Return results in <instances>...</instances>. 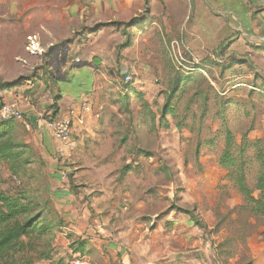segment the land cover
Here are the masks:
<instances>
[{
    "label": "rangeland",
    "instance_id": "rangeland-1",
    "mask_svg": "<svg viewBox=\"0 0 264 264\" xmlns=\"http://www.w3.org/2000/svg\"><path fill=\"white\" fill-rule=\"evenodd\" d=\"M174 1L178 0H140L137 5L136 15L149 14L155 22L141 27L133 46L121 57L135 90L127 97L129 101L125 106L124 97H121L116 139L106 138L94 146L100 150V155L112 149L113 160L105 169L89 168L90 189L98 195L104 183L112 182L116 191L123 190L126 183L134 198L144 197L149 212H168L172 206L193 212L203 224V228H199L213 249L216 264H264V217L249 212L243 198L225 179L227 171L217 164L224 141L219 100L229 105L224 112L225 122L236 142L245 132L249 140L264 139V90L260 86V78L264 79V49L256 47L264 45V39L260 41L261 36H253L251 32L245 34L238 22L228 18L231 10L246 28L239 0ZM8 6L9 3L0 0V82L23 78L16 88L24 93L29 92L30 86L38 90L45 85V80L49 81V66L54 67L60 60L72 56L70 44L63 42L74 39L77 33L90 27L83 21L70 38L51 40L50 34L37 26L44 22L41 17L26 26L25 15L18 19L9 14L2 19V9ZM18 6H26V3H18ZM97 23L100 22L93 25ZM50 28L61 35L60 27L51 25ZM232 59L247 63L233 64L228 70L220 71L221 65H227ZM178 62L204 72L185 70ZM177 74L192 76V81L186 83V92L173 100L178 115L169 114L166 117L168 127H161L157 114L165 97L163 90H168ZM197 88L208 97L203 118L199 98L192 103L188 101ZM183 112H186L185 119L178 128L176 121ZM13 121L12 136L17 142L26 144L30 163L17 176L11 175L7 166L0 163V189L9 193L20 191L28 197L33 205L32 215H40L49 227L47 236L37 240L38 250L52 251L54 248L57 250L55 258L62 257L71 264L72 254L54 245L58 239L62 241L59 227L64 225L56 210L54 190L66 181L56 183L52 166L42 161L38 137L29 135L33 130L31 124L27 129L20 121ZM197 144L198 155L195 154ZM140 151L151 152V160L136 156ZM246 153L251 157L252 150ZM75 154L71 152L70 156H65L63 161L71 164L58 170L66 175H80L82 165ZM89 166L94 167V164ZM123 166L134 169L120 181ZM257 170L256 163L250 161L247 175L250 186L254 184ZM93 257L86 255L85 264H94ZM34 264L48 262L38 260Z\"/></svg>",
    "mask_w": 264,
    "mask_h": 264
},
{
    "label": "crops",
    "instance_id": "crops-1",
    "mask_svg": "<svg viewBox=\"0 0 264 264\" xmlns=\"http://www.w3.org/2000/svg\"><path fill=\"white\" fill-rule=\"evenodd\" d=\"M39 1L2 0L9 3L8 8L2 9V19L9 14L16 15L18 19L25 15L26 26L41 17L44 22L37 26L44 28L51 40L61 41L70 38L83 21L88 22L85 23L88 27L101 21H128L137 16L135 10L140 0H41L40 4ZM178 1L181 3L183 0ZM239 1L244 9V17L241 18L246 21V28L231 10L228 18L238 22L245 34L260 35L261 41L264 39V0ZM22 2L26 6L19 7L18 3ZM51 25L60 27L61 35L53 31ZM121 28L105 27L70 44L69 54L86 65L73 67V62L60 60L56 66H49V74L58 78L55 86L50 80H45V85L38 90L30 86L27 93L20 88L2 92L3 101L15 100L31 124L33 130L29 135L38 137L39 155L43 162L52 166L51 173H54L52 177L56 183L66 181V184L55 186L54 190L56 210L64 222L59 227L62 241L58 239L54 245L70 252L71 257L94 256V264H216L213 249L190 216L176 210L163 213L147 211L144 197L134 198L126 183L121 191H116L112 182L104 183L98 195L90 189V178L87 179L89 168L105 169L113 160L112 149L100 155V150L94 146L106 138L116 139L121 97L128 99L132 95L128 89L122 88V74L130 72L127 67L123 68L124 63L121 62L123 52L131 48L121 51V57H117L116 52V46L123 40ZM132 87L135 90L133 84ZM56 94L59 98L53 114L66 115L74 110L68 146L53 140L43 126V118L50 115L47 108L53 104L52 95ZM71 152L78 155L82 171L80 175L74 173L68 178V174L58 169L71 164L63 161ZM91 163L94 167L89 166ZM124 176H119L120 181ZM70 178L74 185L82 181L77 185L79 188H71ZM77 240L84 247L82 254L73 253L70 247Z\"/></svg>",
    "mask_w": 264,
    "mask_h": 264
},
{
    "label": "trees",
    "instance_id": "trees-1",
    "mask_svg": "<svg viewBox=\"0 0 264 264\" xmlns=\"http://www.w3.org/2000/svg\"><path fill=\"white\" fill-rule=\"evenodd\" d=\"M146 1V0H145ZM155 22L153 16L147 14L145 16H135L126 22L110 21L100 22L90 28H87L75 35L74 39H69L63 42L64 44H72L76 39L86 35L87 33L97 32L109 26H121L122 42L116 46L117 57H121V51L129 49L134 44V39L137 32L142 31V26L145 23ZM85 27V26H84ZM259 49H264V45L256 46ZM48 52L44 56H47ZM43 56V55H42ZM69 56V55H68ZM74 58L69 56L65 61L73 62V67H80L86 65L79 62L74 63ZM219 66L218 62H214ZM247 63L245 60L232 59L227 65H221L220 71L228 70L233 64ZM50 82L55 86L57 83V76L49 74ZM255 77L256 73L253 74ZM192 76L175 75L169 83L168 90H163L165 95L164 100L160 107L158 115L159 125L161 127H168L166 117L170 114L172 116L178 115V108L175 101L183 95L186 83L192 81ZM258 78V76L256 77ZM260 78V77H259ZM262 78V77H261ZM261 88L264 90V79H261ZM23 78L13 81L0 82V93L18 87L22 84ZM123 89H128L130 92L134 91L129 83L122 84ZM261 89V90H262ZM262 90V91H263ZM2 95V94H0ZM177 95V97H176ZM216 96V95H215ZM53 104L47 109L50 116L53 115L52 111L56 112V102L59 95H52ZM217 97V96H216ZM199 98L202 118L207 109L208 97L202 92L201 88H197L189 98L192 103ZM218 98V97H217ZM175 100V101H173ZM128 99L124 98V106L127 105ZM3 103V98L0 96V106ZM143 105L148 107L146 102ZM228 103L219 100V114L222 132H223V149L217 160L220 168L227 171L225 179H227L231 186L243 198L249 212L255 216L264 217V139L249 140L246 137V132L242 134L239 142H236L233 132L226 126L224 112L228 107ZM127 112V111H126ZM177 119L176 126L181 128L182 121L185 119V113ZM150 114V112H149ZM150 116V115H149ZM13 120L0 121V163L7 166L11 175L17 176L24 170L22 168L29 165V154L26 155L27 146L24 143L17 142L12 136ZM252 150L251 157L247 156V151ZM195 154H199V144L196 146ZM142 155L143 157H152V153L148 151H140L136 156ZM254 161L258 167L255 175L254 184L250 186L247 182V175L249 171V163ZM134 167L123 166L121 168V177ZM68 178L70 174L67 175ZM71 188L77 189L70 178ZM33 205L28 200V197L20 191L12 193L0 189V264H34V262L41 260L47 261L48 264H69L64 258H55L56 249L50 248L52 251H40L37 248V240L43 236H47L49 227L46 226L40 215H32ZM171 210H176L191 217L194 224L203 228V224L198 218L190 211L181 207L172 206ZM81 241L77 240L70 244L73 248V253H83L84 247L80 245ZM50 251V252H49Z\"/></svg>",
    "mask_w": 264,
    "mask_h": 264
},
{
    "label": "built area",
    "instance_id": "built-area-1",
    "mask_svg": "<svg viewBox=\"0 0 264 264\" xmlns=\"http://www.w3.org/2000/svg\"><path fill=\"white\" fill-rule=\"evenodd\" d=\"M31 53H35V51L31 50ZM38 53H40V51ZM78 62H80V60L78 58H74V63ZM178 64L180 68H184L185 70H195L202 73L204 72L203 70H201V68H198L196 66V68H187L179 62ZM122 76L124 83H129L131 85L133 84L131 74L123 73ZM73 111L74 110H70L66 115L57 114L52 117L44 118L43 126L55 141L63 144H67L70 141L72 133V121L74 119ZM10 119L20 121L27 129L30 127L28 120L24 118L22 110L15 100L4 101L0 106V121ZM71 264H85V261L81 256H73L71 259Z\"/></svg>",
    "mask_w": 264,
    "mask_h": 264
}]
</instances>
